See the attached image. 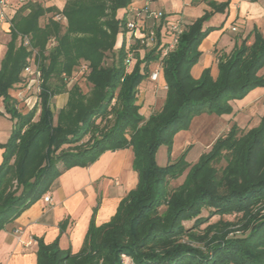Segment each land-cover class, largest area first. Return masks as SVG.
<instances>
[{
  "label": "trees",
  "instance_id": "trees-1",
  "mask_svg": "<svg viewBox=\"0 0 264 264\" xmlns=\"http://www.w3.org/2000/svg\"><path fill=\"white\" fill-rule=\"evenodd\" d=\"M133 1L65 0L63 8L29 1L12 14L0 62V98L14 120L8 141L0 143V231L65 170L87 166L107 150L132 147L139 180L116 213L101 225L91 219L78 253L63 250L58 240L41 239L38 264H122L123 253L135 264H264V114L257 126L241 134L233 124L193 164L185 159L188 149L165 166L157 162L158 149L166 145L171 151L176 133L194 116L229 114L231 100L264 86V34L257 31L253 43L247 37L220 55L217 77L206 68L195 79L191 68L200 58L199 46L213 30L204 24L230 3L209 0L211 9L186 25L175 50L163 59L166 98L146 118L137 103L139 85L159 54L151 50L141 56L144 48L137 44L131 49L136 62L129 69L125 34ZM58 14L67 24L55 18ZM109 53L111 64L106 62ZM33 57L41 72L40 102L22 112L10 90L18 88ZM83 61L91 88L84 92L74 83L55 124L53 98L66 90ZM38 109L39 120L34 121ZM223 157L226 165L220 170L215 163ZM187 169L184 181L173 186ZM230 214L240 216L223 218ZM216 215L220 218L212 222ZM189 220L193 223L186 225Z\"/></svg>",
  "mask_w": 264,
  "mask_h": 264
},
{
  "label": "crops",
  "instance_id": "crops-1",
  "mask_svg": "<svg viewBox=\"0 0 264 264\" xmlns=\"http://www.w3.org/2000/svg\"><path fill=\"white\" fill-rule=\"evenodd\" d=\"M229 2L224 12L214 13L204 24L205 27L213 26V30L199 46L200 58L191 68L195 79H199L206 68H210L213 77H217L220 55L230 53L236 44H240L247 37H249L248 43H253L257 31L264 34V0H229ZM61 4L59 8H63L65 0ZM147 7L165 12L169 20L182 18L186 25L211 9L209 0H134L128 11L143 10ZM152 23L150 20L149 25ZM4 31L9 32L4 27L0 28V32ZM8 35L10 36V33ZM122 38L119 35L118 40H121V43ZM9 40L5 44L0 43V62L7 50ZM121 43L117 46L119 47ZM140 51V55L144 56L147 50L140 49ZM133 61L135 64V56ZM134 64L130 65L129 69H132ZM155 65L156 62L153 61L150 65L151 71ZM261 74H264V68ZM27 81L28 76L23 73V80L17 84L18 88L10 90L12 96L17 98L21 90L19 88L24 87ZM165 85L167 82L163 71L158 81L154 82L147 76L140 83L137 103L141 105V113L146 118L152 113L146 110L147 101L156 105L160 101L161 106L164 104L167 93ZM158 95H161V98H158ZM143 100L146 104L142 102ZM230 102L233 111L229 114L203 112L191 120L187 128L189 134H185L182 147L191 150L195 143H201V148L191 163H195L206 148L214 143L212 139L207 138L210 137L207 135L208 124L218 127V131L214 133L216 134L228 130L234 121L238 122V117L243 111H251L252 116L254 106L264 102V86L256 87L244 98ZM0 110L4 112L0 115V143H4L12 133L14 120L5 112L2 98H0ZM263 114L264 109L261 116ZM239 124L238 122L237 125ZM183 133L184 131L180 130L175 137ZM3 152L4 149L0 147V164L3 161ZM134 157L132 147L107 150L87 166L77 165L65 170L46 192L52 197L50 203H46L42 196L0 231V264H38L41 239L46 243L58 240L63 250H69L73 254L80 252L91 219L94 217L97 225L109 221L116 213L122 198L136 187L139 176L133 166Z\"/></svg>",
  "mask_w": 264,
  "mask_h": 264
},
{
  "label": "built area",
  "instance_id": "built-area-1",
  "mask_svg": "<svg viewBox=\"0 0 264 264\" xmlns=\"http://www.w3.org/2000/svg\"><path fill=\"white\" fill-rule=\"evenodd\" d=\"M29 1L36 0H0V28L6 26L8 29L11 26L12 14L18 6ZM55 18L67 24L65 16L58 14ZM150 20L153 22L151 25H149ZM185 28L186 24L182 18L169 20L163 11L152 10L148 7L143 10L131 9L130 17L126 23L125 34L126 46L130 50L127 56L128 65L130 66L134 60V53L131 49L135 45L138 44L140 48H144L147 51L155 50L159 54V57L155 61V68L150 72L149 78L154 82L158 81L163 71V59L175 50ZM25 43H29L27 38ZM84 66L88 68L87 65ZM24 73L28 76L27 86L24 92L23 89L18 92L17 99L24 101L27 106L31 107L39 100L27 97V92L25 91L41 79V72L35 63L34 57L29 60ZM165 88H168V86L165 85ZM43 199L46 203L52 201L49 193L44 194ZM122 264H135V262L129 254L123 253Z\"/></svg>",
  "mask_w": 264,
  "mask_h": 264
},
{
  "label": "rangeland",
  "instance_id": "rangeland-1",
  "mask_svg": "<svg viewBox=\"0 0 264 264\" xmlns=\"http://www.w3.org/2000/svg\"><path fill=\"white\" fill-rule=\"evenodd\" d=\"M36 1L40 2L44 6L55 4L58 7H60L62 5L61 3L63 2V0H36ZM50 15H51V13H48L47 15L43 16L41 18V20H40L41 24L46 23L47 18ZM3 27L7 29L6 26H3ZM3 27H1V28H3ZM9 33L10 32H5V31L4 32H0V43L5 44L6 41L8 39H10V36L8 35ZM120 38H121V35H120ZM54 43H55V41H51L49 43V45L51 46ZM119 43H121V40H118L117 44H119ZM106 62L108 64H111L113 62V55L111 53H109V55H108V57L106 59ZM132 62L134 64V61H132ZM133 64L131 63V66ZM84 65H88V64L83 61L82 64H80L76 68L73 76L68 78L66 90L63 93H61L59 95H56L53 98V108H54V110L56 112L55 121H54L55 124L57 123V111H58V109H60L63 106H65L66 103H67V100H68V91L67 90L69 88H71V86L74 83H76V82L78 84H80V86L82 87L84 92H89V90L91 88V84L86 79V76H87V74L89 72V69L85 68ZM40 84H41V79L39 80V82H35L30 89L25 91V92H27V94H26L27 97L39 100L36 104H39V102H40V91H39L40 90ZM26 86H27V83H26V85H24V87H21L19 89H23V92H24V89H26ZM158 89H160V88H158ZM160 93H161V91H160ZM157 97L161 98V95H158ZM144 100L142 102H144ZM158 102H157V105H156V104H153V103L150 104L147 101V109L146 110L149 111V112L157 111L159 108L162 107L161 106L162 102H160V101H158ZM34 106L30 107V106H27L24 103V101H18V107L23 112L29 111ZM263 109H264V102L263 103H259V104L254 106V108L252 109V116H251V111L250 112L249 111H243L241 113V115H239L238 122L240 124L238 126L240 127V130H241V132H239V134H241L242 132L247 131L248 129H250V128L254 127V126H257L259 124ZM39 112H40V110L38 109L36 114L34 115V118H33L34 121H38L39 120V114H40ZM109 120H110L109 124L112 125L114 123V121H115V116L113 114H111L109 116ZM235 122L236 121H234V123ZM238 122H236V124H238ZM233 124H231L229 126V129L231 128V126ZM208 126L209 127H208V130H207L208 131L207 135H210V137L208 136L207 138L210 139V140L212 139L213 141H215L219 136H223L224 134H226L229 131V129L228 130L225 129V132L223 131V132H219V133L214 134L216 131H218V127H215V125H212V124H208ZM187 128L181 129L182 132L184 131V133L181 136L174 137V142H173V146H172V150L171 151L168 150V147L166 145H163V146H161L158 149L157 162H158L159 165L165 166L168 163L169 160H171L172 162L176 161L188 149V147H186V148L182 147L184 138L186 136L185 134H189ZM216 128H217V130H216ZM4 143H6V142H4ZM200 148H201V143H195L194 147L191 150L188 149L187 155L185 157L186 161L191 163L193 161V159H194L193 157H195V155H197V153H198ZM210 148H211V146L206 148V151H208ZM223 152L225 153L226 151H223ZM215 165L217 166V168H219L221 170L222 167L224 165H226V158L223 157L219 162L215 163ZM187 173H188V169L183 173V175H181L176 180L172 181V185L173 186L180 185L184 181ZM203 214H207V210H204ZM239 216L240 215H237V214H230V215H225L223 218L226 219V220H236ZM219 218H220V216L216 215V216L211 218V221L212 222L216 221ZM192 223H193V220H189V221L185 222L186 225H191Z\"/></svg>",
  "mask_w": 264,
  "mask_h": 264
}]
</instances>
